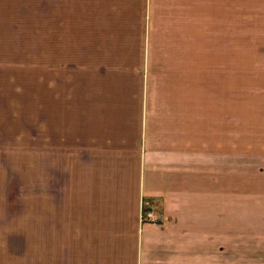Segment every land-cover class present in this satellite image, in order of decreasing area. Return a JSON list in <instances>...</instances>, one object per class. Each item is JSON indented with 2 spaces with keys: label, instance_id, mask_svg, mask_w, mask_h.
<instances>
[{
  "label": "crops",
  "instance_id": "0c3cea01",
  "mask_svg": "<svg viewBox=\"0 0 264 264\" xmlns=\"http://www.w3.org/2000/svg\"><path fill=\"white\" fill-rule=\"evenodd\" d=\"M236 1L0 0V61L32 41L51 74L135 75L137 97L50 142L34 209H0V264H264V208L215 93L236 40L264 50V0Z\"/></svg>",
  "mask_w": 264,
  "mask_h": 264
},
{
  "label": "rangeland",
  "instance_id": "374dc122",
  "mask_svg": "<svg viewBox=\"0 0 264 264\" xmlns=\"http://www.w3.org/2000/svg\"><path fill=\"white\" fill-rule=\"evenodd\" d=\"M239 1L243 0L235 3L241 4ZM29 18L32 24V16ZM235 33H242L241 28H235ZM23 43L26 50L22 49L20 60L5 57L0 61V209H34L37 173L41 178L37 163L39 167L50 161V142L56 151L59 145L81 138L83 125H88L84 115L97 113V109L102 114L125 111L128 101L137 99L135 75L51 74L49 59L37 66L33 42ZM234 45L232 85L228 79V90L219 88L215 93L217 101H233L234 164L241 168L243 163L249 170V208H264V57L258 58L264 50L260 46L253 49L255 45L242 40ZM136 77L144 81L145 75ZM98 101V108L91 106ZM114 101H122V105H113ZM40 127L41 137L37 138ZM39 142L42 150L37 153ZM60 157L57 153V159ZM237 205L235 208H241Z\"/></svg>",
  "mask_w": 264,
  "mask_h": 264
},
{
  "label": "built area",
  "instance_id": "2783aa9c",
  "mask_svg": "<svg viewBox=\"0 0 264 264\" xmlns=\"http://www.w3.org/2000/svg\"><path fill=\"white\" fill-rule=\"evenodd\" d=\"M145 217L148 218V219H151V220H152V219H153V220L155 219L154 216H153V213L150 212V211L147 212V213H145Z\"/></svg>",
  "mask_w": 264,
  "mask_h": 264
}]
</instances>
